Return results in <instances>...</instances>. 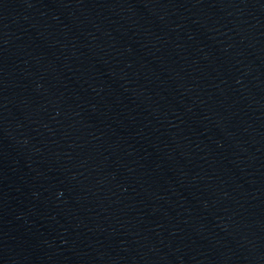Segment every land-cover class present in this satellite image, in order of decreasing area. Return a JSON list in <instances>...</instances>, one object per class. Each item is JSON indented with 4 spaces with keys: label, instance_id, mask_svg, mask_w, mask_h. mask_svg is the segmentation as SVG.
Segmentation results:
<instances>
[{
    "label": "water",
    "instance_id": "1",
    "mask_svg": "<svg viewBox=\"0 0 264 264\" xmlns=\"http://www.w3.org/2000/svg\"><path fill=\"white\" fill-rule=\"evenodd\" d=\"M0 264H264V0H0Z\"/></svg>",
    "mask_w": 264,
    "mask_h": 264
}]
</instances>
